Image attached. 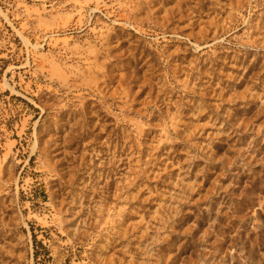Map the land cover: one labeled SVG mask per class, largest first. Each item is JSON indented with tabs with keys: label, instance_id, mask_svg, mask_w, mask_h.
I'll list each match as a JSON object with an SVG mask.
<instances>
[{
	"label": "rangeland",
	"instance_id": "obj_1",
	"mask_svg": "<svg viewBox=\"0 0 264 264\" xmlns=\"http://www.w3.org/2000/svg\"><path fill=\"white\" fill-rule=\"evenodd\" d=\"M0 264H264V0H0Z\"/></svg>",
	"mask_w": 264,
	"mask_h": 264
}]
</instances>
